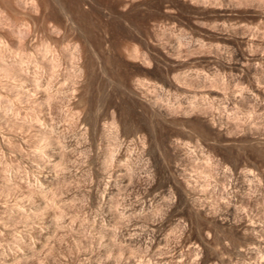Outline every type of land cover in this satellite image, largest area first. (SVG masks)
Returning a JSON list of instances; mask_svg holds the SVG:
<instances>
[{"label": "rangeland", "instance_id": "374dc122", "mask_svg": "<svg viewBox=\"0 0 264 264\" xmlns=\"http://www.w3.org/2000/svg\"><path fill=\"white\" fill-rule=\"evenodd\" d=\"M261 21L0 0V264H264Z\"/></svg>", "mask_w": 264, "mask_h": 264}, {"label": "clouds", "instance_id": "9594fccd", "mask_svg": "<svg viewBox=\"0 0 264 264\" xmlns=\"http://www.w3.org/2000/svg\"><path fill=\"white\" fill-rule=\"evenodd\" d=\"M258 3L261 7H264V0H258ZM261 26L264 27V21H261ZM12 39H15V36H12ZM0 42L5 43V46L7 47V41L5 40V38L3 36H0ZM145 67L151 68L152 64L151 63H146Z\"/></svg>", "mask_w": 264, "mask_h": 264}]
</instances>
